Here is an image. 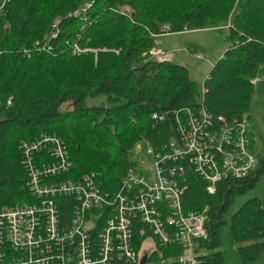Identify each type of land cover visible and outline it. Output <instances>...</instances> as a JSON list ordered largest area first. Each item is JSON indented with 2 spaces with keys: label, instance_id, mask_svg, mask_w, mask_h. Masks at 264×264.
Instances as JSON below:
<instances>
[{
  "label": "trees",
  "instance_id": "obj_1",
  "mask_svg": "<svg viewBox=\"0 0 264 264\" xmlns=\"http://www.w3.org/2000/svg\"><path fill=\"white\" fill-rule=\"evenodd\" d=\"M0 7V207L33 201L20 144L42 133L66 141L70 176L96 172L113 191L137 163L139 143L159 147L176 134V113L203 105L215 117L250 118L254 80L264 73V0H0ZM221 24L229 25L232 45L203 94L186 66L149 53L166 25L176 33ZM76 44L82 52H74ZM263 174L258 156L247 177L220 181L210 192L188 171L185 209L210 208L197 264H228L225 225L245 263L264 257L263 200L228 217ZM155 241L147 264H183L175 260L179 244Z\"/></svg>",
  "mask_w": 264,
  "mask_h": 264
},
{
  "label": "built area",
  "instance_id": "obj_2",
  "mask_svg": "<svg viewBox=\"0 0 264 264\" xmlns=\"http://www.w3.org/2000/svg\"><path fill=\"white\" fill-rule=\"evenodd\" d=\"M163 33H173L172 27L166 25ZM149 53L168 55L157 47ZM176 120V134L168 143L145 145L152 168L136 163L113 191L103 189L96 172L65 178L73 163L58 135L42 133L22 141L33 201L0 207V264H140L155 249L156 238L182 247L178 262L197 264L200 242L208 237L210 208L185 209L188 171L214 192L220 181L247 177L258 155L251 149L248 116L230 121L201 105L176 113ZM147 239L153 243L146 246Z\"/></svg>",
  "mask_w": 264,
  "mask_h": 264
},
{
  "label": "rangeland",
  "instance_id": "obj_3",
  "mask_svg": "<svg viewBox=\"0 0 264 264\" xmlns=\"http://www.w3.org/2000/svg\"><path fill=\"white\" fill-rule=\"evenodd\" d=\"M3 7H0L2 10ZM229 25H218L215 27L189 30L176 33H162L156 37V46L168 52L166 56L156 58L158 60L168 59L181 63L189 69L192 79L198 84L203 94L204 82L209 76L212 68L232 43L228 40ZM88 49H86V52ZM260 80L255 82V93L249 112L251 123V149L259 157L264 158V73H260ZM104 98V97H103ZM202 98V96H201ZM200 98V100H201ZM93 101L90 99L89 103ZM68 105H65V108ZM139 143L136 148L135 161L139 166H146L147 170L152 168V160L146 155L145 145ZM142 158L140 159V155ZM143 170V168H142ZM260 198L264 203V174L257 184L243 195H239L232 204L228 217L238 211L247 201ZM152 239H147L145 245H151ZM228 264H264V258L245 263L239 256L234 244L229 225L222 228V247ZM152 252V251H149ZM174 260V259H172ZM176 260V259H175Z\"/></svg>",
  "mask_w": 264,
  "mask_h": 264
},
{
  "label": "bare ground",
  "instance_id": "obj_4",
  "mask_svg": "<svg viewBox=\"0 0 264 264\" xmlns=\"http://www.w3.org/2000/svg\"><path fill=\"white\" fill-rule=\"evenodd\" d=\"M6 1H8V0H6ZM74 52L75 53H80V52H82V49L76 44V45H74ZM60 137V136H59ZM172 137H174V136H172ZM171 137V138H172ZM62 138V137H61ZM170 138V139H171ZM63 139V138H62ZM169 139V140H170ZM64 140V139H63ZM169 140L166 142V143H168L169 142ZM65 141V140H64ZM65 143H66V141H65ZM67 145V144H66ZM68 148V147H67ZM69 151V150H68ZM70 154V153H69ZM73 168V167H72ZM70 172H72V170L70 171ZM70 172L68 173V174H66L65 175V178H78V177H74V176H70L69 174H70ZM82 177V176H81ZM80 178V177H79ZM208 183V182H207ZM161 242V241H160ZM162 243V242H161ZM162 244H164V243H162ZM168 244V243H167ZM148 253H150V252H148ZM146 254V253H145ZM144 254V255H145Z\"/></svg>",
  "mask_w": 264,
  "mask_h": 264
},
{
  "label": "water",
  "instance_id": "obj_5",
  "mask_svg": "<svg viewBox=\"0 0 264 264\" xmlns=\"http://www.w3.org/2000/svg\"><path fill=\"white\" fill-rule=\"evenodd\" d=\"M148 263V254H145L141 260L140 264H147Z\"/></svg>",
  "mask_w": 264,
  "mask_h": 264
},
{
  "label": "crops",
  "instance_id": "obj_6",
  "mask_svg": "<svg viewBox=\"0 0 264 264\" xmlns=\"http://www.w3.org/2000/svg\"><path fill=\"white\" fill-rule=\"evenodd\" d=\"M157 47V46H156ZM171 60V59H170ZM181 64V63H180ZM262 258H264V257H262ZM261 259V258H260Z\"/></svg>",
  "mask_w": 264,
  "mask_h": 264
}]
</instances>
